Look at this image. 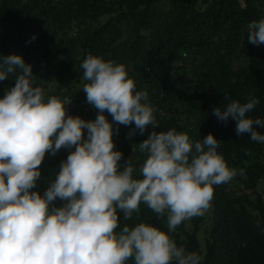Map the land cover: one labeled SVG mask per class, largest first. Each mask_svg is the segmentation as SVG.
I'll list each match as a JSON object with an SVG mask.
<instances>
[{"label": "clouds", "instance_id": "1", "mask_svg": "<svg viewBox=\"0 0 264 264\" xmlns=\"http://www.w3.org/2000/svg\"><path fill=\"white\" fill-rule=\"evenodd\" d=\"M247 42L264 44V18L248 24ZM80 67L82 91L97 112L95 120L68 115L72 99L47 95L22 56L0 57V81L10 76L15 81L0 98V264H200L198 253L177 246L153 226L116 229L120 214L131 220L141 203L158 219L167 214L169 232L202 216L213 186L236 175L217 153L218 140L209 133L191 142L175 129L153 130L138 144L145 154L138 172L131 158L121 165L123 153L113 150L118 126L134 123L127 138L144 135L148 126L159 128L157 110L147 91L135 90L124 65L88 54ZM246 99L241 103L224 94L226 106L212 114L225 124L234 120L238 136L250 134L252 141L264 143L257 131L264 119L246 115L260 101L251 94ZM62 148L69 154L55 179L42 196L32 191L45 154L55 156ZM56 200L62 206H55Z\"/></svg>", "mask_w": 264, "mask_h": 264}, {"label": "rangeland", "instance_id": "2", "mask_svg": "<svg viewBox=\"0 0 264 264\" xmlns=\"http://www.w3.org/2000/svg\"><path fill=\"white\" fill-rule=\"evenodd\" d=\"M19 2L27 6L29 13L36 17L41 27L44 26L52 33L51 56L48 59L40 57L37 62L24 61L32 65L34 82L43 86L47 95L60 98L68 96L72 99V103L67 106L68 115L79 116L86 121L96 118V110L87 103L86 94L82 91L85 82L82 80L83 70L80 67L86 56L92 54L102 57L105 61L112 60L125 66L129 78L134 80L135 90L147 91L149 102L157 110L154 115L163 127L162 131L175 129L187 134L191 142L201 141L209 133L214 135L219 143L217 153L223 157L229 169L236 170L233 179L222 187L229 210L227 217L233 233V237L229 239L228 263L241 264L237 249L239 235L251 229L253 223L261 225V214L257 207L259 199L264 202V175L253 184L244 165L227 160L224 141L233 140L238 135L234 126L218 121L212 114L214 108H224L220 106L217 89L219 79H214L212 72H206L201 56L182 50L176 55L154 57L148 48L151 31L148 26H141L140 15L121 22L111 21L121 10L128 9L126 0H53L52 4L50 0H46L35 6H30L31 0ZM238 3L243 8L246 7V0H238ZM1 5L2 0L0 7ZM157 8L167 9V5L160 3ZM109 22L112 26L102 28ZM227 33L235 34L233 30H228ZM236 38L240 39V42L232 67L238 71L250 66L251 53L250 48L243 47L246 35L242 33ZM4 54V51L0 52V57ZM13 54L16 55V52H8V55ZM4 81L5 85L15 84L13 76ZM1 89L0 85V91ZM3 96L4 93L0 92V98ZM257 113L256 115L260 114L258 118H264V113ZM104 115L112 122V117L107 112ZM113 127L117 125L114 124ZM118 127L123 129L127 136L135 125L133 123L130 126ZM153 130L156 129L148 126L144 135L137 132L132 137V152L126 161L131 158L137 172L145 159V154L139 151L138 144L147 139ZM84 134L86 138L87 130H84ZM257 148L259 160L264 165V143H258ZM250 163L248 161L247 165ZM60 164L61 162L56 166L59 167ZM54 179H46L39 184L41 196L48 187L47 183ZM32 191H36V188ZM62 203L60 200L54 202L57 207L62 206ZM214 208L213 194L209 208L201 216L200 229L196 233V241L204 254L213 226ZM123 226L119 223L116 232L121 231ZM186 226L190 232L194 231L193 218L187 221ZM153 227L169 235L176 241L177 246H184L185 237L177 236L176 230L169 232L167 222L163 226ZM256 243L263 252L264 243L260 238L256 239ZM127 264H133V261L129 260ZM257 264L263 263L259 261Z\"/></svg>", "mask_w": 264, "mask_h": 264}, {"label": "trees", "instance_id": "3", "mask_svg": "<svg viewBox=\"0 0 264 264\" xmlns=\"http://www.w3.org/2000/svg\"><path fill=\"white\" fill-rule=\"evenodd\" d=\"M46 0H31L30 6L40 5ZM53 0H50L52 4ZM164 3L166 8L158 9L157 5ZM128 9L120 11L113 20L121 22L130 17L140 15L141 26L150 29L149 52L154 57L171 56L180 51L194 52L201 56L202 65L206 72H212L214 79L218 80L220 106L225 107L227 101H223V95L228 94L232 99L241 103L247 102L249 94L259 99V104L250 113L249 118L260 117L257 112L264 113V44L256 46L247 42L248 24L253 20L264 18V0H246V7L240 6L238 0H126ZM143 8V9H142ZM142 9V10H141ZM112 26L109 22L102 28ZM117 28L116 25H113ZM233 30L234 35L227 33ZM246 35L243 43L244 48H250L251 61L248 68L234 70L232 63L235 60L237 46L240 37ZM35 36L33 40L32 37ZM52 33L44 26L41 27L27 6L19 0H2L0 7V52L8 56V52H16L24 60L37 62L40 57L48 59L53 50L51 46ZM169 79V77H167ZM5 81H0L2 93L6 88ZM177 87V85H176ZM195 106H198L195 104ZM264 119V118H262ZM227 124L236 127V122L231 118ZM163 127L155 131H162ZM264 134V128H257ZM114 151L123 153L119 162L123 164L132 152L134 139H127L123 129H119L118 135L113 137ZM258 142L250 139V134L238 136L233 140L224 141V149L228 161L237 162L247 169L253 184L264 175V165L258 157ZM74 150V149H72ZM69 150L62 148L56 156L45 154V158L39 168L41 178L38 181L36 191L41 194L40 183L46 179L55 178L59 172L56 166L66 160ZM251 163L247 165V162ZM138 178V177H137ZM223 184L215 185L214 188V219L206 244L204 254L196 241V233L200 229L201 216L193 217L194 231L187 229V221H184L176 229L177 236L183 235V245L189 252H196L200 256V264H229V239L233 237L228 220V206L223 195ZM261 225L253 223L251 229L242 232L238 239V255L241 264H264V251L258 247L256 239L264 243V202L259 199ZM119 223L134 227L139 223L147 225L163 226L167 222V214L162 218L141 203L138 213H134L131 220H123L120 214ZM251 230V231H250Z\"/></svg>", "mask_w": 264, "mask_h": 264}]
</instances>
